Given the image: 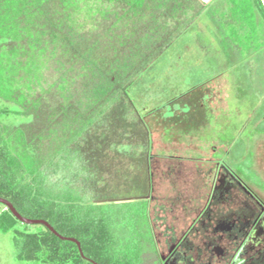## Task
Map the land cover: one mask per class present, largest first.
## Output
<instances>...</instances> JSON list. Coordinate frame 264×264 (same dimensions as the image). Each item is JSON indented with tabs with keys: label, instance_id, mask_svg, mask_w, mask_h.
<instances>
[{
	"label": "rangeland",
	"instance_id": "obj_1",
	"mask_svg": "<svg viewBox=\"0 0 264 264\" xmlns=\"http://www.w3.org/2000/svg\"><path fill=\"white\" fill-rule=\"evenodd\" d=\"M53 1L57 9L56 23L60 26L56 25L53 27L55 30L50 31L48 30L50 25L46 22L39 25L22 21L19 15L13 12L14 0H0V94L8 104L11 112L10 126L18 141L44 161V165L53 176H66L85 186L81 180L91 174L90 170H93V167L98 169V165L95 167L92 164L93 161L81 164V157L84 159L87 157L82 154L83 148L92 149L88 143L91 137L86 134L85 127L105 125L108 135L109 132L112 134L118 127L120 128L123 133L121 144L116 149L115 146L100 148L104 151L98 152L99 156L109 154L110 157L116 156L122 160L121 164L113 166L116 171L120 168L118 173L104 169L105 180L100 181L108 189V198L117 201L93 203L82 207L78 203L77 206L81 207L80 210L88 211L104 220L109 238L118 240L120 244L118 247H123L121 259L123 263L126 256L132 262L137 261L139 254L141 264H157L154 234L162 238L163 234L160 232L167 231L171 224L176 222L180 225L185 224L189 205L193 204L195 199L203 198L207 192L209 171H206V174L204 171L208 164L211 169V162H214L207 159H203L205 161L185 159L184 162H178L174 160L175 157L169 159L164 157L163 154L167 153L164 151L170 150L166 147L168 142L161 139L160 133H163L164 129L174 130L173 121L175 125L177 124V129L181 127H178L180 123L176 122L179 117L171 118L170 105H167L165 110L158 111L164 118L158 114L156 116V112L154 115L144 116L146 113L143 108L150 104L148 100L153 101L152 105L156 103L157 82L163 81V84H167L169 89L173 87L171 88L173 90H183L192 86L209 89L205 93L207 96L204 95L206 98L204 103H208L209 108L205 111L206 115L213 121L212 125L219 126V131L221 126L224 127L226 139L224 147L220 150L224 156L218 163L232 169L264 198L262 31L259 32L260 38L256 44L238 42L234 49L236 48L239 54L230 59L222 48L224 46L222 36L225 33L223 27L213 22L219 20L221 15L217 1L170 0L169 4L172 5L168 10L173 22L170 21L165 26L159 23L167 32L172 31L177 25L185 26L195 21L192 19L194 16L197 17L198 11L202 14L196 23L194 22L195 26L176 42L174 48H169L161 60L149 70L150 72L143 74L147 76V80L143 82L154 88L146 91L145 87L137 91L131 90L132 96H140L146 103L140 106V101H136L149 126V151L154 152L156 157L150 162L149 168L152 186L148 185L146 188L143 171L148 175V167L144 169V162L137 160L144 157L142 138L133 126V123L140 119L138 115L140 113L129 103L128 98L127 101L117 98L102 108L104 112L97 121L92 120L93 115L97 113L94 110L98 107L95 105L91 107L93 105L91 89L88 88L87 82L90 72L85 70V67L78 66L77 63L83 59L74 62L72 58L68 60L67 56L60 57L64 49L61 45L62 39L66 36L72 39L85 34L91 41L98 40L101 48L111 51V56H115L118 49L129 53L131 48L135 50L132 45L139 35L148 33L150 29L156 31V13L163 10L167 12L168 4L161 5L167 0H122V4H119L118 0ZM158 1L160 5H157ZM202 1L209 3V12L202 6ZM205 11L207 15H203ZM32 16H35V13L30 15ZM57 30L59 31L57 44L56 48H53L51 39L54 35L50 32H58ZM164 33L163 35L166 34ZM153 36L154 38L145 42L146 47L143 45L137 47L138 53L134 58L136 61L151 58L153 52L159 50L162 41H157L155 34ZM47 43L49 45L45 48ZM178 54L181 55L180 59L176 58ZM241 59L242 67L238 69ZM153 76L154 78H151ZM150 91L152 95H149ZM200 92H196L194 100L201 99ZM185 99L184 96L179 103L185 102ZM214 110L221 113L219 118L223 122H216V116L212 114ZM200 113L197 110L196 114ZM116 117L122 120V124L111 127V122ZM83 123L87 126L82 127ZM183 124L185 125V122ZM198 126L199 124L195 127L190 126L189 130H198ZM123 147L128 150L127 153ZM118 148L123 150L115 151ZM119 152L124 154L119 155ZM171 165L174 169L169 168ZM197 166H202L203 169L198 171ZM73 190L71 193H74ZM139 196L150 197L148 206L149 212L150 209L152 211L151 216L144 215L147 202ZM97 197L93 198L99 199ZM63 199L68 200L65 196ZM3 206L4 204L0 203V212ZM131 218L135 219L131 224H136L133 230L126 225ZM17 224L18 229L26 226L22 221ZM29 227L38 228L39 225L29 224ZM15 235L14 229L4 231L0 228V264H42L18 257L19 247Z\"/></svg>",
	"mask_w": 264,
	"mask_h": 264
},
{
	"label": "trees",
	"instance_id": "obj_2",
	"mask_svg": "<svg viewBox=\"0 0 264 264\" xmlns=\"http://www.w3.org/2000/svg\"><path fill=\"white\" fill-rule=\"evenodd\" d=\"M212 1H217L221 8L219 20L217 19L213 22L223 27L225 33L222 36V40H224V46L222 48L228 58L232 59L234 55L239 54L236 48L234 49V46H237L238 42L256 44L255 42L260 38L259 32L261 31L264 38V0H211V2ZM53 2V0H14L12 8L14 9V14L19 15L21 20L25 23L31 24L32 22L42 25L46 22L50 25L48 30L51 31L54 29V26L59 25L56 23L57 9ZM118 2L122 4V0H118ZM169 2L170 0H167L166 3H161L162 6L168 4L166 7L167 12L163 10L160 13H156V31H152L149 27L150 30L149 32L147 30L148 33L137 35L138 38L132 45L135 47V50L131 48L129 53L126 52V50L122 52L121 49H118L117 52H115V56H111V51L104 50L100 47V42L98 40L95 39L91 41L85 34L78 36V39H71L66 36V38L62 39L63 45H61L64 49L60 57L67 56V59L72 58L74 62L83 59L81 62L77 63L78 66L85 67V70L90 72V77L87 76V82L89 85L88 88L91 89L93 102L91 107L94 105L96 108L98 107V109L94 110L97 113L93 115L92 120L97 121L104 112L102 108L107 107L117 98H123V100L128 98L129 103L140 113L138 114L140 119L136 120L137 122H134L133 126L136 127L137 133L140 134L139 136L142 138L141 144L144 149V157L137 160L144 162V169L148 167V175L146 171H143V181L146 188L148 185L152 186V175L151 172H149L152 157L149 153V126L144 116L154 115L159 107L177 102L181 97H184L190 89L197 87L192 86L183 88V90H173L171 89L173 87L169 89L167 84H163V81H160V83L157 82L155 105H152L153 101L151 102L148 100L150 104H146L140 96L131 95L132 89H136L135 91H137L141 87H145L146 91L154 88L143 82L145 79L147 80V76L143 74L150 72L149 70L161 60L160 58L164 53H167L169 48H174L176 42L180 40L182 35L187 33L190 28L195 26L194 24L202 14L198 11L196 13L197 17L195 18L194 16L192 19L195 21L189 22L185 26L177 25L172 31L170 30L167 32L163 26L171 21L172 15L169 14L170 11L168 8L172 4H169ZM158 4L160 5L159 1L157 5ZM201 4L204 9H207V12H209V3L202 1ZM32 13H35V16L30 17ZM205 14L206 11L203 15ZM172 22L173 21H171V23ZM159 23L163 26H160ZM163 32L166 33H164L166 36L163 35ZM50 33L54 35L53 39H51L55 42H51L53 45L52 47L56 48L59 31ZM153 34L157 37V41H162L159 50L153 52L154 55L151 58H144V60H139V62L136 61L134 58L138 53L137 47H142V45L146 47L145 42L154 38ZM123 44L125 43H122V45ZM48 45L47 43L45 48H47ZM262 45L264 50V44ZM58 46L60 45H57V47ZM261 50L259 52H261ZM73 56H75V58H73ZM180 56L181 55L178 54L176 58L180 59ZM242 61L243 59L239 62L238 69H241ZM234 64H236V62H234ZM94 78L95 82H93ZM151 78H154V76ZM160 88H162L161 91ZM149 95H152V91H150ZM137 100L140 101V106L146 104V107L143 108L146 113L144 116L137 106ZM10 117L11 112L9 111L8 104L4 101L2 94H0V196L10 200L22 215L30 218L45 219L62 235L75 237L80 241L82 247L81 252L75 242L61 239L43 224H37L39 225L38 228H30L29 224L23 222L26 226L18 229L17 222L20 220H18L4 205L2 207L3 210L0 212V228L4 231L10 229L15 230L16 244L19 247L18 257L25 261L40 262L42 264H141L139 254H137V258L139 257L140 260L138 259L133 262L130 259L128 260L127 254H125L126 257L124 260L126 261L123 263V261H121L124 252L123 247H118L120 245L118 240L109 238L104 220L100 217L97 218L96 215L88 211L84 212L80 210L84 205L117 201L108 198V189L105 185H102L100 181L102 179L105 180L103 178L104 169L118 173L120 168L116 171L113 166L118 163L121 164L122 160L116 156L110 157L109 154L103 156V158L98 155V152L102 151L100 148L105 149L107 146H109V148L115 146L114 149H116L118 145L121 144L120 139L123 133L119 130L120 128L118 127L112 134L109 132L108 135L105 125L101 124L97 127H88L83 123L84 126L82 127L87 126L85 127L87 129L86 134L91 137L88 143L91 145L92 149L83 148L82 154L87 157L85 159L81 157V164L83 165L93 161L92 164H94L95 167L98 165L97 170L93 167V170H90L91 174L85 176L81 180L82 182L84 181L86 184L85 186L83 183L73 179L71 180L66 176H53L49 168L44 165L45 162L41 161L37 156L32 154L27 146H24L18 141L10 126ZM112 122H114V124ZM112 122L111 127L122 124V120H120L119 117L113 119ZM112 131H114V129ZM119 150L122 151L119 148L115 151ZM124 151L125 153L128 152L127 149H124ZM121 154L124 153L119 152V155ZM72 189H74V193H71ZM94 191L97 193L94 194ZM63 196L68 200H62ZM96 196H98L97 198L99 199L93 198ZM83 198H85V200H83ZM139 198L146 199L145 202H147V204L144 215L149 214L148 203L150 197L139 196ZM78 203L81 207L77 206ZM134 220L135 219L131 218L129 224L126 223L131 230H133V227H136V224H131Z\"/></svg>",
	"mask_w": 264,
	"mask_h": 264
},
{
	"label": "flooded vegetation",
	"instance_id": "obj_3",
	"mask_svg": "<svg viewBox=\"0 0 264 264\" xmlns=\"http://www.w3.org/2000/svg\"><path fill=\"white\" fill-rule=\"evenodd\" d=\"M208 175L185 224L154 234L157 264H264V198L225 164Z\"/></svg>",
	"mask_w": 264,
	"mask_h": 264
},
{
	"label": "crops",
	"instance_id": "obj_4",
	"mask_svg": "<svg viewBox=\"0 0 264 264\" xmlns=\"http://www.w3.org/2000/svg\"><path fill=\"white\" fill-rule=\"evenodd\" d=\"M208 90L209 89L207 88H199L198 86L194 87L190 89L189 92H187V94L185 95V98H186L185 102L179 103V101L183 98L181 97L177 102L169 104L170 105L169 110H171L172 112L170 116L171 118H177V117L180 118L176 120V122L180 123L178 127H181V128L177 129L176 127L177 124L175 125V121H173L174 130L164 129L162 131L163 133H160L162 134L161 139L164 142H168V146L166 147L167 149L170 150V151H167V150L164 151V153L167 152L166 154H163L165 158L169 159L170 157L171 158L175 157L176 159L174 160H177L178 162H184L185 159L186 160L194 159L198 161L199 160L205 161L203 159H207L209 161L214 160V162H211L212 166L210 167L211 169H213L215 165L218 163V161L221 160V158L224 156V153H221L220 151L222 149L221 147H224V143L226 141V139H224V135H225L224 127L221 126L220 131H219V126L212 125L213 121L209 120L208 118L209 116L206 115V112H205L209 109L208 103L206 102H205L206 104L204 103V101H206V98L204 97V95L205 93L208 92ZM199 91H201L200 93H202L201 99L194 100L193 96L196 94V92H199ZM189 96H192V98H190ZM173 104H176V105H173ZM165 107L166 105H164L163 107H159L158 109L156 108V109L158 111L165 110L166 109ZM192 109H193V112H192ZM157 110H156V116L157 114L160 115V113H158ZM197 110L201 112L200 115L196 114ZM212 114L216 116V119H217L216 122L218 123L223 122L222 119L219 118V114L221 116V113H218L216 112V110H214ZM160 116L163 117V115H160ZM186 121L188 122L187 124H186ZM183 122H185V125L183 124ZM198 124H199L198 130L196 129L189 130L190 126L195 127ZM149 153L153 161L154 158H156L153 154L154 152H149ZM156 153L158 154V151H156ZM158 155L160 156V154ZM179 166L180 164L177 165V167ZM209 166L210 164L206 166L207 168L205 167L206 169L204 171L205 174L207 173L206 171L210 172L211 169H209ZM169 168L174 169L173 165L169 166ZM197 168H198V171L203 169L202 166H197ZM208 176L209 175L207 174V180H208ZM200 200L201 199H195L194 203L189 205L188 212H186L187 214L186 217L189 218V216L193 214V209L195 206H197ZM151 212L152 211L150 209V212H149L150 216H151Z\"/></svg>",
	"mask_w": 264,
	"mask_h": 264
},
{
	"label": "water",
	"instance_id": "obj_5",
	"mask_svg": "<svg viewBox=\"0 0 264 264\" xmlns=\"http://www.w3.org/2000/svg\"><path fill=\"white\" fill-rule=\"evenodd\" d=\"M0 203L4 204L18 220L24 223H27V224H43L61 239H67V240L75 242L78 245L79 250L82 252L81 243L78 239H76L75 237H68V236L62 235L47 220L42 219V218H30V217H26L22 215L10 200L2 196H0Z\"/></svg>",
	"mask_w": 264,
	"mask_h": 264
}]
</instances>
